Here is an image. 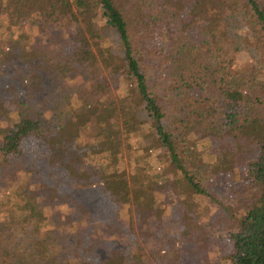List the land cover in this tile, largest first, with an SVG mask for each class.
Masks as SVG:
<instances>
[{"label": "trees", "instance_id": "1", "mask_svg": "<svg viewBox=\"0 0 264 264\" xmlns=\"http://www.w3.org/2000/svg\"><path fill=\"white\" fill-rule=\"evenodd\" d=\"M99 18L120 56L104 44ZM7 33V101L29 108L0 128L1 162L23 169L4 191L5 206L21 213L15 233L68 236L54 264H146L139 228L152 234L161 193L203 192L190 163L217 137L234 141L224 161L240 162L237 182L259 196L230 235L233 264H264V108L248 107L251 94H264L254 84L264 71V0H0V37ZM242 40L255 56L249 79L235 60ZM22 64L27 85L17 86ZM84 75L86 86H69ZM68 87L78 111L49 112Z\"/></svg>", "mask_w": 264, "mask_h": 264}, {"label": "rangeland", "instance_id": "2", "mask_svg": "<svg viewBox=\"0 0 264 264\" xmlns=\"http://www.w3.org/2000/svg\"><path fill=\"white\" fill-rule=\"evenodd\" d=\"M98 24L104 32V44L120 56L117 35L108 30L100 18ZM25 30L31 33L29 27H26ZM229 31L242 36L241 31L233 26L229 27ZM8 33L0 37V49L7 42ZM238 43L241 48L238 49L235 60H239V70L244 72L240 73L238 70L234 73H240L241 76L249 79L250 71L255 63V56L244 40ZM28 61L30 58L26 60V63ZM2 62L3 58L0 56V76L1 72L8 75L7 70H12L7 66H1L4 64ZM24 68L26 69L22 64L14 74L17 86L20 83L27 85L26 79L23 82L20 81L25 76L19 75V69L23 70ZM89 78L90 75L77 77L76 81L71 82L69 86L80 89L88 84ZM149 80L160 98L159 86L154 83L152 78ZM254 84L255 88L264 84V71L258 73ZM11 85V81L6 82L0 77V128L3 129H12L18 110L24 114L29 112V108H20L7 101L13 99ZM70 87L67 88L69 92L57 91L48 106L49 112L63 107L72 112L78 111L76 106H69L68 101L73 94ZM26 100L31 102L30 97ZM66 103H68L67 106ZM58 104L60 105L57 107ZM256 104L259 108H264V94L258 92L251 94L249 109L252 110ZM262 109H260L261 112ZM58 113L57 110L55 114ZM210 140L207 147H202V143H200L198 150H194L196 155L190 163L191 168L196 172L195 175L203 182L201 188L203 192L191 194L170 190L161 193L154 207L155 214H152V234L150 235L149 230L139 228V248L142 250L140 254L146 264H233L231 258L233 246L230 235L238 229L246 211L257 203L259 196L255 188L241 185L240 181L237 182L236 176H239V172L243 169L241 163L233 165V157L230 155L227 158L228 163L224 161V148L226 147L228 150L233 148L234 150L236 145L234 141L219 142L217 137H211ZM10 160L4 164L0 159V228L3 230H0V264H17V262H19L18 264H37L38 260L42 264H54L53 259L65 249L69 238L62 234L60 236L52 235L47 240L49 234L46 233H40L34 238L30 235L15 233L16 229L20 228L16 222L20 220L21 213H13L10 202L5 206L6 194L4 191H9L11 183L17 181L20 174H23V169L19 168V162ZM224 171L229 174H225ZM86 195L89 199L92 198L90 194ZM14 210L18 211V209ZM59 210L64 211L63 208ZM114 215L117 222L121 217L125 223L128 220L125 212L121 214L116 212ZM6 220L8 221L5 224ZM19 244L24 248L18 247ZM46 247L47 251H55L47 259H44L41 252L43 253ZM54 254H56L55 257L51 258Z\"/></svg>", "mask_w": 264, "mask_h": 264}]
</instances>
